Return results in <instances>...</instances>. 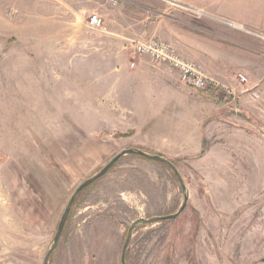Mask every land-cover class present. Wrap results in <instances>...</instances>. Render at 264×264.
I'll list each match as a JSON object with an SVG mask.
<instances>
[{"label":"rangeland","instance_id":"374dc122","mask_svg":"<svg viewBox=\"0 0 264 264\" xmlns=\"http://www.w3.org/2000/svg\"><path fill=\"white\" fill-rule=\"evenodd\" d=\"M138 3L151 11L129 16H149L156 34L119 23L112 5L107 26L79 30L50 29L49 15L0 5V207L10 213L0 264H43L76 188L129 148L170 161L187 204L174 220L137 225L126 264H264L262 62L247 74L238 48H210L205 66L194 61L233 100L206 97L177 70L134 54L133 42L174 33L158 15L171 9L168 0ZM248 32L253 52L264 53L261 36ZM53 37L50 45L41 40ZM122 66L130 76L120 78ZM185 194L169 166L121 157L79 195L48 264H121L131 224L176 213Z\"/></svg>","mask_w":264,"mask_h":264},{"label":"crops","instance_id":"0c3cea01","mask_svg":"<svg viewBox=\"0 0 264 264\" xmlns=\"http://www.w3.org/2000/svg\"><path fill=\"white\" fill-rule=\"evenodd\" d=\"M138 1L141 0H118L119 5L115 8L116 14L123 16V18L119 19V23H128L132 26L137 23L141 30L144 31V34L147 33L146 31H150L149 33L152 35L156 34L157 28L154 27L153 23H149V16L141 18V21L133 20L129 16V14L132 15L133 12H139L143 9L144 12L145 10L151 11L142 7ZM6 2L10 5L23 7V11L26 14L51 16V19L55 20V22L49 24V28L55 30L92 29L88 26V20H79L81 14H88V19L91 15H97L102 19V25L107 26L109 18L107 15L110 13L109 7H111L105 0H0V5H5ZM149 2L153 4V1ZM169 2L171 9L158 14L159 18L166 19L168 29L174 31L168 41L165 42L176 45L180 47L179 49L182 47V51L186 56H182L184 59L192 62H195L194 60L201 61L204 65L206 60L203 55L207 54L210 48L215 47L216 52H228L231 55H235L234 48L236 47L240 53H245L244 56L247 58L246 65L241 68L247 74H251L254 64L262 62L261 67H257L258 70L262 71V74L257 76V78H264V53L257 54L253 52L252 45L257 42L252 38L254 35L248 32H256L264 42V0H169ZM187 9L203 11L206 16L199 18ZM167 12H170L169 15H167ZM69 15L76 20L69 21ZM221 21L230 22L243 30L228 27ZM158 25L162 26V22L158 23ZM40 30H42V27H40ZM58 39L54 37L41 38L43 42L45 40L46 45H50L54 40L57 41ZM208 42L211 44H208ZM225 49H230V51H225ZM195 54H199V60ZM141 62L145 65L152 64L149 59H143ZM138 66L137 64L135 67L138 68ZM138 72L143 73L144 71L138 70ZM130 74L131 72L128 71L127 67H121L120 78L130 76ZM9 215V208L6 205L0 207V237L2 236L1 233L8 229L3 222L5 223V217Z\"/></svg>","mask_w":264,"mask_h":264},{"label":"built area","instance_id":"2783aa9c","mask_svg":"<svg viewBox=\"0 0 264 264\" xmlns=\"http://www.w3.org/2000/svg\"><path fill=\"white\" fill-rule=\"evenodd\" d=\"M112 6L118 5V0H105ZM169 1V0H168ZM175 4V3H174ZM189 12L195 14L199 18L206 16L203 11H196L187 9ZM223 24L234 29H241L230 22L221 21ZM88 26L92 29L100 28L102 26V19L97 15H91L88 19ZM257 35V34H255ZM134 54L142 57H147L153 65H167L178 71L181 79L185 84L194 88L195 90H204L212 87L203 75L201 67L195 62L184 59L174 45L162 41L157 38H149L144 40H138L132 43ZM136 63L131 62L129 67L135 68ZM245 82V78L241 79Z\"/></svg>","mask_w":264,"mask_h":264},{"label":"water","instance_id":"95a60500","mask_svg":"<svg viewBox=\"0 0 264 264\" xmlns=\"http://www.w3.org/2000/svg\"><path fill=\"white\" fill-rule=\"evenodd\" d=\"M125 155H137V156H141L147 159H150L154 162L157 163H161V164H165L167 166H169L176 179L177 182L182 190V192L185 194L186 192V187L184 185V182L181 178V176L179 175V173L177 172V170L175 169V167L172 165V163L170 161H168L167 159H165L164 157L160 156V155H151L148 153H145L142 150L139 149H124L122 150L120 153H118L117 155H115L106 165H104L96 174H94L93 176L87 178L85 181H83L74 191V193L72 194V196L70 197L68 203L65 206V209L61 215V218L58 222L57 225V229L53 238V242L50 246V248L48 249L43 264H48L49 258L51 256V254L54 252V250L56 249L59 240L61 238L62 232L64 230L65 224L67 222L68 216L71 212V209L73 207V204L76 200V198L79 196L80 193H82L87 187H89L92 183H94L95 181L99 180L100 178H102L103 176H105L107 174V172L121 159V157L125 156ZM186 204H187V195H184V201L182 203V205L180 206L179 210L171 215H167V216H162V217H152L150 219H139L134 221L131 226L128 228L127 230V234L125 237V240L122 244V251H121V258H120V263L121 264H126L125 263V256H126V251L127 248L129 246L130 240H131V236H132V231L134 230V228L139 225V224H151V223H155V222H162V221H169V220H174L176 219L186 208Z\"/></svg>","mask_w":264,"mask_h":264},{"label":"trees","instance_id":"16d2710c","mask_svg":"<svg viewBox=\"0 0 264 264\" xmlns=\"http://www.w3.org/2000/svg\"><path fill=\"white\" fill-rule=\"evenodd\" d=\"M200 93L202 94V95H204V96H206V97H209V98H211V99H214V100H217V101H226V102H231L233 99H232V97H225L224 95H221V94H219V92L216 90V89H213L212 87H209V88H207V89H204V90H201L200 91ZM156 155H159V154H156ZM161 156V155H160ZM117 164V163H116ZM116 164L107 172V173H109L111 170H113L114 168H115V166H116ZM96 182V181H95ZM94 182V183H95ZM94 183H92L91 185H93ZM90 185V186H91ZM89 186V187H90ZM89 187H87L84 191H86ZM83 191V192H84ZM82 192V193H83ZM82 193H80V194H82ZM79 194V195H80ZM79 197V196H78ZM78 197L76 198V200L78 199ZM76 200H75V202H74V204H73V207H72V209H71V212H70V214H69V216H68V219L70 218V216H71V213H72V210H73V208H74V206H75V203H76ZM68 219H67V221H68ZM66 224H67V222H66ZM66 224H65V227H64V229L66 228ZM64 231V230H63ZM63 233V232H62Z\"/></svg>","mask_w":264,"mask_h":264}]
</instances>
